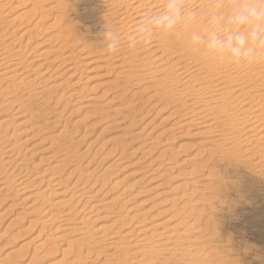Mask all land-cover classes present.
Wrapping results in <instances>:
<instances>
[{
  "label": "rangeland",
  "instance_id": "obj_1",
  "mask_svg": "<svg viewBox=\"0 0 264 264\" xmlns=\"http://www.w3.org/2000/svg\"><path fill=\"white\" fill-rule=\"evenodd\" d=\"M19 1L23 0L13 2L14 4L9 6L7 11L5 10L7 13L8 10L19 6L17 11L11 12L9 18H4L5 22L10 21L20 11H26L29 7L28 5L23 6L24 3L22 6L16 4ZM65 2L68 3L65 12L67 16L65 25L69 27L73 37L81 43L80 47L86 45L85 48H90L92 52L93 50L94 52L107 50L108 43L105 41L107 42L108 37L105 32L117 35V25L114 23L118 17L111 15L114 12L112 11L113 5L111 6L109 2L107 4L105 0H65ZM122 22L124 23L125 20ZM23 24L20 23L22 28L25 26ZM17 26L19 27L16 25L14 28L16 29ZM44 26L46 25H42V27ZM46 33V30L42 32L39 39L35 40L36 44L41 43L51 32ZM49 46L51 47V45H46L42 49L51 51L53 48L51 47V49ZM85 48L82 50H86ZM36 51L32 52L30 57L37 55L40 48ZM51 55L50 58L47 57L48 62L56 58L55 53ZM69 61L60 58L56 62L53 61L55 64L51 65L54 68L52 70L59 69V73H56L57 76L54 74V77L45 83L46 85H39V88L32 87L34 90L36 88V91L32 88L27 90L29 94L31 92L41 93L38 95L40 98L45 97V94L46 96L52 94V96L49 95L52 97L49 111L47 108L43 112L41 111L43 102L39 98L32 100L28 108L25 106L26 113L24 114L28 117H32L38 110L40 111L38 123L33 127V131L18 137V141L29 139L21 149L22 151L30 149L27 153L29 160L27 168L31 177L51 165L50 161L39 164L40 158L47 156L43 149L51 141L48 140L45 144L40 145V140L48 138V136L55 138L64 130L73 138L72 147L76 154L84 155L81 171H77L65 187L72 186L74 182H77V179H80L77 183L79 186H76L77 189L83 188L90 196L92 195L89 200L91 202L86 204L84 210L82 204L77 207L78 211L74 209L73 215L83 211L79 215L73 216V223L71 222L73 227L79 225L77 223L82 219V216L89 213V208L92 206L94 211L89 213L92 220L85 224L92 229L103 224L110 225L112 219L107 218L109 222H106L103 217H111L113 214L110 213H116L117 209H120L121 212L117 211V213L121 220L117 226L123 227L124 224H127L123 227V233L134 229L144 219L145 221L140 225L147 227L151 224L161 223L157 234L163 232L168 235L170 234L169 227L181 221L184 225L180 227V231L184 232L189 226L193 227L194 236L192 239L195 240L196 237L202 244L195 245L188 242V239L191 238L183 236L181 239L185 240V244L167 251H160L159 247H154V249H150L151 251L140 253L136 249L127 248L131 244L128 243V239H125L121 245L123 248H120L119 251L116 250V253L113 249L107 251L103 247L100 248L99 245L87 241L80 244L81 248L77 244L73 245L71 249L72 246L69 248L68 243L70 240L73 241L74 237H63V232L55 230L57 226L54 223L47 222V226L43 214L36 212V214H30L31 209L36 208L41 211L48 210L51 212L50 214L57 216L56 213L66 211L72 206L69 204L62 209H54L51 203L55 198L49 189L50 195L46 192L48 195L44 193L42 199H49L50 202L42 207V201L38 199L41 202H32L35 203V207L31 206V209L29 206L31 203L22 205L18 199L9 200L8 198L6 201V197L0 194V264H264L263 173L255 172L254 166L252 167L253 163L250 165L244 160L223 159L220 154L212 156L211 160L209 152L199 151L209 147L205 142V137L202 135H197V137V132L193 127L190 130L186 126L172 127L173 124L179 122V116L185 113V109L177 104L165 106L163 104L165 101L160 98L161 101L156 95L158 92L147 90L149 85L141 84L132 87V83H130L126 88L124 86L125 79L120 78L116 81L117 77H121L118 69H113L108 73L104 66L96 64L84 72L80 85L73 88V82H71L73 78L68 79V74L62 75L66 71L65 66L70 65L69 63L73 64L72 61ZM60 64L61 68H58ZM97 67L99 69L94 70ZM91 69L94 72H89ZM35 75V72L32 73L28 81L36 79L34 80L36 85L40 80L42 82L46 78L48 79V76L40 78L39 75H36L38 78H35ZM55 76L58 78L56 79ZM93 77L94 79H92ZM66 79H68L66 83L62 82ZM61 82L64 84L60 85L58 89H48L50 85L56 86ZM12 84L4 82L0 85V92ZM115 86H118L119 89H126L125 100L118 101L113 98L117 91ZM71 88L78 90L67 106L65 99L72 91ZM133 93L136 96L131 98ZM4 95L6 94L0 96V123L6 120L5 126H7L10 125L9 120L15 107L11 109L4 107L7 100ZM89 99L93 100L89 101ZM113 99L116 100L115 103ZM56 101L60 104L54 107L57 104ZM130 101H132V107L126 109L125 105ZM114 106L117 110L119 109V113L114 111ZM174 112L178 114H173ZM43 115H45L44 118H42ZM9 130L13 132L14 128L10 127ZM22 130L23 128L20 132H23ZM32 136L36 137L32 139ZM200 142H203L201 143L203 145H200ZM193 158L204 165L200 173H195L192 176V165L189 160ZM116 159H121L119 160L120 164ZM36 163L39 164L38 167L33 168ZM72 169L74 168H67L62 174H68ZM185 175H191V178H194L189 181L185 179ZM195 177L198 183L192 188L187 184L195 181ZM97 178L99 182L94 185ZM87 180H89L88 184H85ZM185 183H187V188L183 187ZM46 187L43 185L42 188ZM193 190L196 193L192 192ZM186 193L191 194L193 199L188 198ZM67 197H62V199H68ZM129 198L130 201L126 202ZM15 202H18V205L11 208L10 206ZM184 203L189 205L184 206ZM51 208L54 210L50 211ZM129 209L133 214L128 212ZM134 213L139 217L132 221L131 216L135 215ZM95 218L100 220L94 222ZM165 228L166 230H164ZM93 237L96 236L93 235ZM199 246L205 247L206 251H199ZM206 252H210L211 255ZM108 254L113 255V259ZM182 254L184 255L183 260H181Z\"/></svg>",
  "mask_w": 264,
  "mask_h": 264
},
{
  "label": "bare ground",
  "instance_id": "obj_2",
  "mask_svg": "<svg viewBox=\"0 0 264 264\" xmlns=\"http://www.w3.org/2000/svg\"><path fill=\"white\" fill-rule=\"evenodd\" d=\"M15 1L17 0H0V85L4 82L13 83L6 86L0 92V96L6 94L4 96H6L7 100L4 107L10 109L15 107V111L11 116L12 120L11 118L9 120L10 125L5 126L6 120L0 123V194L6 197V201L8 199H18L22 205L31 203L29 205L31 209V206L35 207V203H38L40 200L42 201L41 206L50 202L49 199H42L44 197L43 194L50 189L51 195L55 198L51 203L54 209L59 210L66 205H72L68 210L56 213L57 216L50 214L51 212L48 210L41 211V206L38 208L40 210L33 208L30 212V214L35 212L43 214V218L46 219L45 222L56 224L55 230L63 232V237H74V240H70L68 243L69 248L72 246L71 249L73 245L79 244L78 246H80L81 243L87 241L88 243L93 242L95 245H99L100 248L103 247L104 250L113 249L115 252L123 248L121 245L125 239H128V243L130 242L131 244L127 248L136 249L140 253L151 251L150 249H154V247H159L160 251H167L185 244V240L181 239L183 236L191 238L188 239V242L195 245L202 244L196 237L194 238L195 240L192 239L194 236V231L192 232L193 227L189 226L186 231H180V227L184 225L181 221L169 227L170 234L168 235L163 232L157 234L161 223L143 227L140 223H143L144 219L134 229L123 233V227L127 224H124L123 227L117 226L121 220L118 217V214L121 212L119 211L120 209H117L119 213L117 211L116 213H110L113 214L111 217H103L106 222L109 220L107 218L112 219L110 225L103 224L96 229H92L85 226L89 220H92V218L90 219L92 216L89 214L94 211L92 206L89 208V213L82 216L79 222L75 220L79 225L73 227V216L79 215L86 208V204L91 202L89 200H91L92 195L90 196L83 188L79 187L77 189L79 186H77V183L80 179H77V182L69 186L71 188L65 187V185L74 177L77 171H81L80 168L84 155L78 156L76 154V151L72 147L73 138L67 134V131L65 133L63 130L55 138L52 136L42 138L43 140H40V145L45 144L48 140L51 141L43 149L47 153V156L40 158L39 164L50 161L51 165L49 168L31 177L27 168L29 162L27 153H29L30 149H25V151L21 149L22 145L26 144L29 139L18 141V137L33 131V127L38 123L39 110L32 117L24 114L26 113L25 106L28 108L32 100L37 98L42 99L43 103L41 104L43 109L41 108V111L43 112L45 108L49 111L50 103L52 102V97L50 96L52 94H49L50 96H46L45 94V97L40 98L38 95L41 93H32L30 91L31 93L29 94L27 90L32 87L34 88V86L39 88V85L42 86L48 83L50 78L54 77V74L56 75L59 70H52L54 68L51 65L55 64L54 62L60 58L73 62V64L69 63L70 65H66V71L62 73V75L68 74V79L73 78V81H71L73 82V88L80 85L84 72L96 64L104 66L108 73L113 69H118L121 77H117L116 81L120 78L125 79L124 86L126 88L130 83H132V87L141 84L149 85L147 90L158 92L156 95L159 99L162 98L165 101L163 103L165 106L177 104L185 109V113H182L180 116L178 115L180 117L179 122H175L176 124H173L172 127L186 126L189 130L193 127L195 132H197L196 136L202 135L205 137V142L209 147L199 151H203L204 153L209 152L210 159L212 156H219L220 154V157L223 159L234 158L239 161L244 160V162H249L250 165L253 163L252 167L254 166L255 172L263 173L264 175V50H261V54L257 60L237 63L228 58L229 53L227 52L223 54L224 58L209 54L203 42L209 33L216 31L217 28H223L227 24L229 16L242 6V0H182L180 17L172 31L157 28L153 23V18L165 12L167 0H105L106 3L109 2L111 6L113 5L112 11L114 12L111 15L118 17L114 23V25H117V35L116 33H111L112 35L107 38V42L105 41L108 44L113 41L117 43V49L114 52L109 49L103 52H94V50L92 52L90 48H85L86 45L80 47L81 43L73 37L69 27L65 25L67 23L65 12L68 7V3L65 0L19 1L16 4L22 6L24 3L23 6L28 5L29 7L26 11H20L19 15L16 13L17 15L10 21L5 22L4 18H9L11 12L17 11L19 7L14 5V8L8 10L9 12H5ZM190 16L191 19L189 20ZM122 20H125V22L123 23ZM20 23H25L23 24L25 26L22 28ZM16 25H19V27L17 26L15 29ZM42 25L46 26L42 27ZM20 26L21 29H19ZM45 30L47 33L51 32L50 35L43 39L41 43L36 44L35 40ZM236 31H243V29L237 30L233 28V34ZM221 35H227V33L221 32ZM193 36H200L202 42L194 43ZM46 45H51L53 49L50 46L51 51L50 49L49 51L42 49ZM250 46L255 47L254 44ZM39 48L40 51H38L37 55L30 57L32 52H37L36 50ZM84 48L86 50L83 51L82 49ZM78 50L80 51L78 52ZM53 53L56 54V58L48 62L47 57ZM58 66V68H61V64ZM98 69L99 67L94 70ZM92 70L89 72H94ZM34 72L40 78L48 76V79L46 78L42 82L40 80L41 83L39 82L37 85L34 83V80H36L34 78V80L31 79L32 81H28L29 76ZM36 75L35 78H38ZM68 79L62 82L66 83ZM62 82L56 86L50 85L48 89H58L60 85L64 84ZM115 88H117V91L116 96L114 95L115 97L113 96V98H116L118 101L125 100L126 89H119L118 86H115ZM77 90H72L67 95L65 105H69ZM34 91H36V88ZM135 96L136 94L133 93L131 98ZM92 100L89 99V101ZM113 102L115 103L116 100L113 99ZM59 104L60 102H57L54 107H57L56 105ZM35 105L34 107H36ZM114 107V111L118 112L119 109L117 110L116 106ZM125 107H127L126 109L131 108L132 101L127 102ZM173 114L178 113L174 112ZM44 117L45 115L42 116V118ZM54 124L56 125V123ZM10 127L14 128L13 132H10ZM22 128L23 132H20ZM34 137L32 136V139ZM203 142H200V145H203L201 144ZM87 150L86 152L89 151ZM119 160H117V163H119ZM189 161L192 165L191 171H193L192 174H189L193 176L195 173H200L204 163L194 158ZM38 165L36 163L33 168L38 167ZM67 168L74 169L68 174H62L65 173ZM191 175H185V179L192 180L194 177L191 178ZM88 181H85V184H88ZM97 182H99L98 178L94 181V185ZM190 183H185L183 187L187 188L186 184L192 188L193 185L195 187L198 183L197 178ZM43 185L47 187L43 189ZM192 192L196 193L194 190ZM48 193L46 194L48 195ZM187 195L184 194L186 197ZM65 196H68V199H62ZM188 196L191 200L193 199L191 198V194ZM128 201H130V198L126 202ZM17 203L15 202L10 207H16ZM81 204L83 210L76 212L77 215H73L74 209L77 210V207ZM186 205L189 204L184 203V206ZM131 209L128 212L131 213ZM138 217L139 215L135 214L131 216V220L133 221ZM99 220V218H95L94 222ZM93 235L96 237H93ZM198 250L205 252L206 248L199 246ZM206 253L211 255L210 252ZM110 257L113 259V255ZM183 257L184 255L182 254L181 260H183ZM219 262L221 263V261Z\"/></svg>",
  "mask_w": 264,
  "mask_h": 264
},
{
  "label": "clouds",
  "instance_id": "obj_3",
  "mask_svg": "<svg viewBox=\"0 0 264 264\" xmlns=\"http://www.w3.org/2000/svg\"><path fill=\"white\" fill-rule=\"evenodd\" d=\"M181 3L182 0H167L165 12L153 18L155 27L172 31L180 17ZM233 28L243 31H236L233 34ZM221 32L227 35H221ZM105 35L110 37L112 34L106 31ZM193 42H202L201 37L193 36ZM203 42L209 54L213 56L224 58L223 54L227 52L228 58L233 62L257 60L261 50H264V0H242V6L229 16L227 24L209 33ZM251 44L255 47L250 46ZM108 49L116 51L117 43L115 41L109 43Z\"/></svg>",
  "mask_w": 264,
  "mask_h": 264
}]
</instances>
